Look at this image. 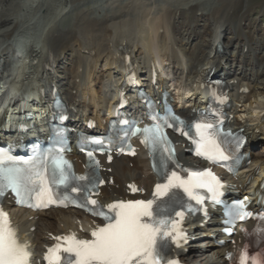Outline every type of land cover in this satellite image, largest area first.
Masks as SVG:
<instances>
[{
    "label": "bare ground",
    "instance_id": "bare-ground-1",
    "mask_svg": "<svg viewBox=\"0 0 264 264\" xmlns=\"http://www.w3.org/2000/svg\"><path fill=\"white\" fill-rule=\"evenodd\" d=\"M56 1V11L46 16L39 9L46 0H0V64L6 66L5 73L0 70V101L13 97L18 82L30 88L54 82L61 85L65 99L83 120L100 121L108 111L106 105L116 102L114 89L125 74L123 58H130L146 83L157 52L176 87H187L181 96L187 97L190 106L182 107L185 113L204 106L198 90L209 70L224 75L232 102L230 124L243 127L253 147L262 143L264 152V26L252 18L255 9L264 11V0ZM15 8H20V20ZM37 23L40 30L32 38L30 32ZM17 35L28 43L23 47L15 43ZM219 44L223 52L217 50ZM7 118L6 107L0 108V128ZM181 155L190 160L182 151ZM251 155L261 165L258 179L264 175V156L254 150ZM105 166L111 167V172L102 171L108 181L100 196L105 203L125 197L127 183L149 189L154 182L143 153L133 159L115 158ZM253 170L248 166L245 171L249 175ZM245 179L239 176L232 182L239 186ZM12 216L21 237L30 243L35 261L53 235L67 231L84 235L96 222L72 209L38 213L19 209ZM207 227L192 222V236L207 237ZM199 246L197 252L191 250L183 257L187 264H230L222 257L224 250L210 238Z\"/></svg>",
    "mask_w": 264,
    "mask_h": 264
},
{
    "label": "snow or ice",
    "instance_id": "snow-or-ice-1",
    "mask_svg": "<svg viewBox=\"0 0 264 264\" xmlns=\"http://www.w3.org/2000/svg\"><path fill=\"white\" fill-rule=\"evenodd\" d=\"M194 127L200 136L197 146L199 155L216 161L230 159L226 151L212 138L211 124L197 123ZM144 131L149 133L144 143L160 144L165 153L169 152L161 125L156 124ZM239 143L238 140L237 144ZM88 156L91 157L92 153L89 152ZM49 159L53 166L51 178L47 166ZM108 159H112L111 155ZM21 161L24 166H20ZM66 163L59 155L26 159L22 156L0 154V198L11 196L13 203L32 206L31 202H35V207L45 209L65 204L68 200L67 193H58L53 186H67L69 176L64 170ZM75 179L87 181L84 187L71 188L72 193L84 196L86 203L79 206H93L95 215L103 217L108 223L95 228L91 232L92 239H77L72 235L55 237L59 243L46 249L43 256L46 264H63L65 257H68V264H178V258L168 257L164 250L169 246L182 247L190 237L178 226L185 218L183 208L176 210L174 216L163 214L179 203L173 190L182 189L190 200L195 201L199 206L197 214L200 211L207 213L209 210L203 207L204 203L207 200L219 203L218 198L222 195L220 180L208 170L203 173H190L188 179H183L180 173L172 171L164 183L155 185L151 194L153 199L114 201L106 206L107 212L95 211L98 202L87 195L94 187L93 178L78 176ZM99 183L104 184L105 181L100 180ZM4 189H9V193H5ZM197 189H206L210 195L201 196ZM247 199L244 198L245 201ZM157 201H161L163 206ZM72 204L75 205L76 202L72 201ZM188 212L191 214L190 208ZM229 215L244 219L239 212ZM246 215L251 217L254 213L249 211ZM5 217L6 213L0 209V264H28L29 253L25 250L26 246L16 241L14 231L7 225ZM239 264H264V258L249 253L246 245L241 252Z\"/></svg>",
    "mask_w": 264,
    "mask_h": 264
},
{
    "label": "rangeland",
    "instance_id": "rangeland-1",
    "mask_svg": "<svg viewBox=\"0 0 264 264\" xmlns=\"http://www.w3.org/2000/svg\"><path fill=\"white\" fill-rule=\"evenodd\" d=\"M47 2H45L44 4H39V9L41 10V12H43L46 16H48L49 14H53L56 9H57V6H56V2L58 3V1L56 0H46ZM260 2V1H263V0H251L252 3L254 2ZM20 9V8H19ZM18 8H15L13 11L14 13L16 14V17L18 18L17 20H20L22 18L21 14L19 13V10ZM17 10V11H16ZM21 12V11H20ZM33 13V12H32ZM252 18H253V22H256V24H260L262 26H264V11L260 10V9H255V12L253 13L252 15ZM252 24V23H251ZM254 25V24H252ZM255 26V25H254ZM40 26L37 25L34 26V30L30 32V35L32 38H35L36 37V34L38 33V31L40 30L39 29ZM27 36H29L27 34ZM17 38H14L15 42H18L22 37L21 35H18L16 36ZM30 37V38H31ZM20 38V39H19ZM23 40V39H21ZM22 46V45H20ZM18 65V64H17ZM263 144H258V146L256 147V152L260 155V156H264V152L263 151Z\"/></svg>",
    "mask_w": 264,
    "mask_h": 264
}]
</instances>
